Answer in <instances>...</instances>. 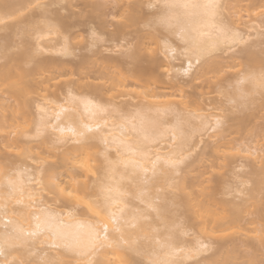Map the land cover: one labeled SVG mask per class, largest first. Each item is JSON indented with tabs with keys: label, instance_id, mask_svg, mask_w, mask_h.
<instances>
[{
	"label": "bare ground",
	"instance_id": "obj_1",
	"mask_svg": "<svg viewBox=\"0 0 264 264\" xmlns=\"http://www.w3.org/2000/svg\"><path fill=\"white\" fill-rule=\"evenodd\" d=\"M263 116L264 0H0V264H264Z\"/></svg>",
	"mask_w": 264,
	"mask_h": 264
},
{
	"label": "rangeland",
	"instance_id": "obj_2",
	"mask_svg": "<svg viewBox=\"0 0 264 264\" xmlns=\"http://www.w3.org/2000/svg\"><path fill=\"white\" fill-rule=\"evenodd\" d=\"M109 26L110 25H108V28H109ZM110 29V28H109ZM94 67H92V68H87V69H85V72H88V74H90V75H93L94 73H95V71H94ZM94 82H97L96 80H94ZM264 118V116L262 117V119Z\"/></svg>",
	"mask_w": 264,
	"mask_h": 264
}]
</instances>
